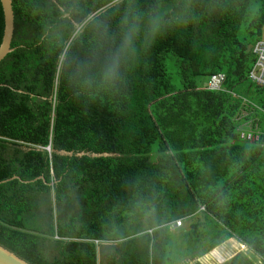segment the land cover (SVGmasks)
I'll return each instance as SVG.
<instances>
[{
	"label": "trees",
	"instance_id": "obj_1",
	"mask_svg": "<svg viewBox=\"0 0 264 264\" xmlns=\"http://www.w3.org/2000/svg\"><path fill=\"white\" fill-rule=\"evenodd\" d=\"M12 3L0 245L30 264H203L236 238L249 251L222 264H259L264 112L243 98L264 110V87L248 78L264 0ZM126 17L134 51L104 79ZM4 26L0 1V46ZM218 72L226 91L198 84ZM245 124L258 125L259 141L240 138Z\"/></svg>",
	"mask_w": 264,
	"mask_h": 264
},
{
	"label": "built area",
	"instance_id": "obj_2",
	"mask_svg": "<svg viewBox=\"0 0 264 264\" xmlns=\"http://www.w3.org/2000/svg\"><path fill=\"white\" fill-rule=\"evenodd\" d=\"M252 52L255 55V63L250 70L248 74L249 81L253 84L264 87V38L258 40L252 47ZM226 82V74L222 72L214 73L207 79L206 88L211 91H226L224 89V84ZM243 104H248L252 106L253 108H256L262 112L261 108L258 106L252 104L249 100L243 98ZM249 115L248 110H242L241 115L237 118L238 120H243L245 117ZM247 127V124H245ZM248 130H240V138L243 141H249V142H256L259 141L263 135V133L258 128V125H255L254 128H252L250 125H248ZM205 207H201V211H205ZM183 226V221L179 220L176 221L173 225V228H180ZM235 251L237 253L242 252H248L249 247L241 242L240 240L235 241ZM259 264L264 263V259L260 256H256Z\"/></svg>",
	"mask_w": 264,
	"mask_h": 264
},
{
	"label": "water",
	"instance_id": "obj_3",
	"mask_svg": "<svg viewBox=\"0 0 264 264\" xmlns=\"http://www.w3.org/2000/svg\"><path fill=\"white\" fill-rule=\"evenodd\" d=\"M3 12H4V35L2 44L0 46V62L5 59V57L10 54L13 49L11 47L14 29H15V15L13 10L12 0H0ZM11 179H19V177L15 176ZM3 181L1 183L7 182ZM0 264H30L24 259L17 256L15 253L10 250L4 248L0 245Z\"/></svg>",
	"mask_w": 264,
	"mask_h": 264
},
{
	"label": "clouds",
	"instance_id": "obj_4",
	"mask_svg": "<svg viewBox=\"0 0 264 264\" xmlns=\"http://www.w3.org/2000/svg\"><path fill=\"white\" fill-rule=\"evenodd\" d=\"M123 22L125 25H127V29L124 32L121 44L115 52L111 53L108 62L102 68V77L104 79H116L119 75L120 62L122 56L126 53L134 51L133 41L138 29L135 23L130 22L127 17L124 19Z\"/></svg>",
	"mask_w": 264,
	"mask_h": 264
},
{
	"label": "crops",
	"instance_id": "obj_5",
	"mask_svg": "<svg viewBox=\"0 0 264 264\" xmlns=\"http://www.w3.org/2000/svg\"><path fill=\"white\" fill-rule=\"evenodd\" d=\"M255 60H256V58H255ZM235 241H236V238H230L226 242H224L221 245H219L218 247H216L210 253L205 255L200 261L203 264H222V263L230 260L231 258H233L235 255L238 254L235 251ZM212 252L216 253L218 255V259H214L213 257H211Z\"/></svg>",
	"mask_w": 264,
	"mask_h": 264
},
{
	"label": "rangeland",
	"instance_id": "obj_6",
	"mask_svg": "<svg viewBox=\"0 0 264 264\" xmlns=\"http://www.w3.org/2000/svg\"><path fill=\"white\" fill-rule=\"evenodd\" d=\"M169 71L173 73V71L169 68ZM172 81L173 82H176V79H175V75L172 74ZM207 83V78H199L198 79V84L201 85V86H204L205 87V84ZM211 257H213L214 259H218V255L216 253H211Z\"/></svg>",
	"mask_w": 264,
	"mask_h": 264
}]
</instances>
